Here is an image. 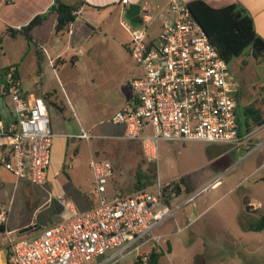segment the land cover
Here are the masks:
<instances>
[{
  "label": "built area",
  "instance_id": "built-area-1",
  "mask_svg": "<svg viewBox=\"0 0 264 264\" xmlns=\"http://www.w3.org/2000/svg\"><path fill=\"white\" fill-rule=\"evenodd\" d=\"M122 3L128 4L127 0ZM169 12L172 18L163 22L161 35L152 42L148 41L153 18L149 10H141L140 26L126 18L121 21L131 37L130 54L143 74L130 81L136 106L118 111L110 120L125 127L127 140L141 142L145 159L155 165L161 142L229 144L236 148L242 140L239 85L229 63L220 57L187 4L173 0ZM0 95L11 99L14 110L13 122L0 130V147L4 148L0 164L19 179L44 185L55 139L47 104L41 97L27 96L20 78L11 74L0 87ZM78 138L106 140L84 130ZM89 166L97 206L82 212L72 203H64L70 218L31 239L13 237L5 230L8 264H94L98 259L102 260L96 264H113L132 254L140 264H148V255L140 252L145 244L162 251L163 236L153 231L173 214L165 199L166 195L176 196L174 182L158 179L151 188L109 196L112 164L93 155ZM256 173L264 178V165ZM220 180L190 196L186 203L214 189ZM9 213L10 208H0V227H6Z\"/></svg>",
  "mask_w": 264,
  "mask_h": 264
},
{
  "label": "crops",
  "instance_id": "crops-1",
  "mask_svg": "<svg viewBox=\"0 0 264 264\" xmlns=\"http://www.w3.org/2000/svg\"><path fill=\"white\" fill-rule=\"evenodd\" d=\"M63 1L79 6L76 20L66 31H59L57 29V15L50 14L43 25L33 30L34 44L32 46L22 36L16 39L5 36V31L8 27L21 29L26 26L37 15L46 13L55 0H0V37H2L0 68L15 65L21 57V64L18 65L17 69L23 89L27 96L41 97L46 102L51 117L50 127L55 135L51 163H53L54 154L56 160H54V163L60 162L59 165H55V170L53 171H51L50 165L44 185L34 184L26 178L19 179L0 164V208H10L6 227H0V264H8L10 254L9 240L5 234V230L11 232L13 237L19 235L20 239H31L43 229L70 218V213L64 207V203H72L77 210L82 212L97 206L98 197L94 190V175L89 165V177L78 181L75 196L72 193L73 187L69 190L71 192V195H69L66 187H62V184L57 181V175H61V172L64 170L67 152L72 148L74 150V146L77 144L76 142L70 144L72 140L79 141L78 143H85L86 147L94 154L93 145L88 144L86 140L78 138L82 130L92 132L96 136L105 137L106 140L116 143H138L143 152L141 142L125 138V127L123 125L110 123V120L118 111L136 106L137 98L130 86V81L143 74L142 69L130 54L131 37L122 27L121 21L125 19L126 10L131 4L140 5L141 10H149L153 18L148 30V41H155L162 33L163 22L166 19L172 18L169 9L173 0H127V5H123V0ZM178 1L188 4L193 0ZM203 1L213 8H221L234 3L241 4L251 13L257 33L264 38V0ZM119 25L124 31L118 29ZM7 45L11 48L12 53L18 54L17 60L10 61L8 59L9 51L7 52L5 47ZM115 45L123 48L127 52L129 60L131 61L132 59L136 63V67H133V71L130 74L122 75L118 65L109 64L111 57L116 59V61L119 59V56H116L114 52L116 51ZM30 55L33 56L32 66L34 67V75L32 82L25 86L24 81H27L28 77L26 71H23L22 66ZM90 70L91 73H89ZM86 73H89V76ZM50 80H53V85L49 83ZM88 82L94 85L91 88L94 89V92L98 89L106 91L104 95L99 97L100 102L95 106L93 96L92 102L86 101L84 98L89 92L88 90L85 91ZM70 89L72 92H70ZM52 106H55L61 115L71 114V118H74L78 124V133L73 132L68 134L65 130L57 128L56 125L53 126ZM98 106L101 107L100 111L97 110L100 114L99 116H105L107 120H100V122L90 125L84 124L81 117L82 111L91 112L97 109ZM0 115L2 119L0 130L6 129L14 120L13 104L7 96H1L0 98ZM105 123H110L111 127L99 132V126ZM258 129L257 135L264 141V125ZM249 137H251V134ZM193 143L207 144L202 142H164V146L172 152L177 151L179 154L182 153L181 148L185 150L188 144ZM3 150L4 148L0 147V155ZM122 151H126V149H122ZM74 154L77 157L79 151ZM215 163L209 161L194 169L184 170L174 176H170L162 183L178 181L181 178L184 179L180 183L182 193L179 196H181L184 191L191 194L193 191L201 190L215 183L218 178H221L219 184L211 190L219 189L224 185V174L228 175L232 168L214 167ZM263 165L264 156L260 159L255 170L249 175L258 178L244 188L246 192L241 200L242 205L235 212L221 213L213 217V219L212 217L207 218L209 209L215 203L211 204L208 209L198 212V214L181 212L175 217L176 222H180L188 217L192 219L190 222H187L188 224L184 228L179 229L184 231L190 223H193V226H197L193 235L196 243L199 245V249H201L202 245L206 246V243L217 245L220 249H225L228 244L230 245L233 240H236L240 244L245 256L240 264H264L263 259L258 254L263 249L264 230L256 232L248 229L249 225L258 221L264 215V178L262 174L256 173ZM72 168L75 169V165ZM192 174L194 175L188 179V176ZM117 175L116 186L114 185L116 182L114 176L110 181L108 187L109 196L116 193L133 194L134 192L126 190V181H122V176L120 174ZM133 180V184H135L136 177ZM244 180L240 185L244 183ZM230 183L231 188L229 191L232 192L238 185L234 186L232 181ZM120 186L122 189L118 188ZM72 197H76L75 199L77 200L74 201ZM176 198L179 197L176 195ZM187 200L184 203H180L173 213L181 209L184 204H189L186 203ZM242 208H244L245 212L241 211ZM168 221L169 219L165 220L157 227L160 228L158 232L154 233V235L163 236L165 242L168 239L167 237L172 234L170 233L169 226L171 223ZM30 228V231L21 233V231ZM166 243L169 242L167 241ZM153 250V245L147 243L141 248L140 252L141 254H148ZM161 252L163 253V248ZM221 252L224 253L223 251ZM167 254L169 253H165L164 250L160 264H163L162 259ZM235 254H237V257H241L238 252ZM197 256L199 259L202 258L200 264H207L201 252ZM137 263V255L132 254L124 260L113 264Z\"/></svg>",
  "mask_w": 264,
  "mask_h": 264
},
{
  "label": "rangeland",
  "instance_id": "rangeland-1",
  "mask_svg": "<svg viewBox=\"0 0 264 264\" xmlns=\"http://www.w3.org/2000/svg\"><path fill=\"white\" fill-rule=\"evenodd\" d=\"M118 27V29L124 31L120 25ZM5 47L7 52L9 51L8 59L10 61L17 60L18 54L12 53V50L8 45ZM114 47L116 49V51H114L115 55L119 56L118 60L120 61H116V59L111 57L109 64L118 65L122 75L130 74V72L133 71V67H136V63L131 58V61L129 60V57H127L128 54L123 50V48H120L117 45ZM20 58L18 59L17 63H15V65L21 64ZM32 59L33 56L30 55L25 64L22 66L23 71H26V75L28 77V80L24 81L25 86L32 82V77L34 75ZM228 67L234 74L239 85L238 117L241 124V132L243 134L241 143L237 145L236 148H234V145L229 144L209 145L193 143L188 144L185 150L181 148L182 153L179 154L177 151L172 152L165 148L164 142L159 144V161L155 168L157 170V180L159 178L161 182H164V180L170 176H174L179 172L194 169L209 161H211V163L216 162L215 165H213L214 167H223L229 169L232 168L228 175L224 174V185L221 188L205 191L192 203L184 204L181 209L177 210L167 218L169 219L168 222L171 223L169 226L170 233L172 234L167 237L168 239L166 242L168 241L169 243L165 242V238L162 241L163 253L164 250L165 253H169L162 259L163 264H200V260L202 258H198L197 254L199 252L202 253L203 259L207 261V264H240L245 257L243 250H241L240 244L236 240H233L230 245L228 244L225 249H220L219 246L209 243H206V246L202 245L201 249H199V245L196 243L193 235V232L197 226H193V223H190L187 229L179 232V228H184L186 224H188L187 222H190L192 218H184V220L180 222L175 221V217L181 212H186L188 214H198V212L208 209L213 203L215 204L209 209L207 218L212 217L213 219V217H216L221 213L235 212L237 208H240L242 205L241 200L243 199L246 192L244 188L256 181L258 178L251 177L249 175L255 170L260 159L264 156V145H262L264 144V141H262V138H259L257 135L259 127L251 132V137H249L250 134H245V125L247 120H250L251 122L254 117L253 115H248L246 113L248 109H255L256 112H261L264 110V59H255L250 53V50L246 49L241 56L234 58L228 64ZM89 73H91V70ZM89 73H86V75L89 76ZM49 83L53 85V80H50ZM93 86L94 85H91V82L87 83L85 91L88 90L89 92L84 98L86 101L92 102L93 96L95 106L100 102L99 97L104 95L106 91L98 89L94 92V89H91ZM70 92H72L71 89ZM100 109L101 107L98 106L97 109H94L91 112L82 111L81 117L84 124L90 125L94 124L95 122L98 123L100 120H107V117L99 116L100 114L97 112V110L100 111ZM51 112L53 115V126L56 125L57 128L65 130L68 132V134L73 132L78 133V124L74 118H71L70 113H67L65 116L61 115L55 106H52ZM110 127V123H105L99 126L98 131H105V129H109ZM75 142L77 144L74 146V150L73 148L69 149L66 154L64 170L61 172V175H57V181L62 184V187H66L69 195H71L69 190L71 187H73L72 193L73 196H75L78 181L89 177L88 173L90 172H88V165L92 155L100 159L108 160L114 165L116 173V175L114 173V180L116 181L114 183L115 186L117 183L116 176H118L117 174H120L122 176V181H126V190H128V192H133L135 190L133 178L136 177L135 173L137 167L139 163L140 165L144 166L143 153L138 144L121 142L116 143L110 140H93L91 142L86 141L88 144H91L94 147V154H92L91 150L87 148L86 144L83 142L78 143L79 141L72 140L70 144H74ZM122 149H126V151H122ZM78 151L79 155L75 157L74 153H77ZM54 157L55 154L53 155V163H51V171L55 170V165H59L60 163L59 161L54 163ZM73 165H75V169L72 168ZM193 175L194 174L188 176V179ZM244 178L246 179L244 180ZM243 180L244 183L240 185ZM230 181L233 182L234 186L238 185V187L232 192L229 191L231 188ZM118 188L122 189L121 186ZM199 190L200 189L193 191L191 194H189L187 191H184L183 195H177L179 198H176L175 196L170 207L174 211L180 203H184L190 196L196 194ZM72 198L74 201L77 200L75 199L76 197ZM206 201L207 203L204 204ZM241 211L245 212L244 208H242ZM159 229L160 228H156L153 232H158ZM237 252L239 255H241V257H237V254H235ZM258 254L259 257H261L264 261V244L263 249L260 250ZM108 255L110 254H107V256ZM98 260H96L94 264H96Z\"/></svg>",
  "mask_w": 264,
  "mask_h": 264
},
{
  "label": "trees",
  "instance_id": "trees-1",
  "mask_svg": "<svg viewBox=\"0 0 264 264\" xmlns=\"http://www.w3.org/2000/svg\"><path fill=\"white\" fill-rule=\"evenodd\" d=\"M187 5L192 16L201 25L210 42L218 51L220 57L227 63H230L234 58L241 56L246 49L250 50V53L255 59H264V38L257 33L254 19L244 6L239 3H234L221 8H213L203 0H193ZM78 10L79 6L77 5L68 4L63 0H55L54 4L46 13L37 15L21 29L8 27L4 35L13 39L22 36L30 45H32L34 44L32 36L33 30L43 25L50 14H56L58 17L57 29L59 31H66L76 20ZM1 43L2 37H0V45ZM17 68V64L10 67L0 68V87L6 83L7 77L10 74L13 75L14 78H19ZM246 113L248 115L251 114L254 117L251 122L250 120L246 121L245 134H250L256 128L264 125V111L256 112L255 109H248ZM1 120L0 115V122ZM238 125L240 127V136L242 137L243 134L241 132L239 117ZM143 160L144 166L139 163L135 173L136 183L133 192L151 188L157 183L156 165L149 163L145 157ZM112 169L115 173L113 164ZM183 181L184 179L182 178L178 181H174V193H176V195L182 193L180 183ZM166 191L167 190H164V192ZM172 200L173 197H171V195H166L165 201L169 205ZM248 229L256 232L264 230V215L258 221L249 225ZM147 255L149 257L148 264H160V259L163 256V253L153 250ZM137 264L140 263L138 262Z\"/></svg>",
  "mask_w": 264,
  "mask_h": 264
},
{
  "label": "water",
  "instance_id": "water-1",
  "mask_svg": "<svg viewBox=\"0 0 264 264\" xmlns=\"http://www.w3.org/2000/svg\"><path fill=\"white\" fill-rule=\"evenodd\" d=\"M140 13H141V7L140 5H135V4H131L128 6L126 13H125V17L130 20V22L132 23V25L134 26H140L141 25V18H140ZM30 229H25L23 231H21V233H26L28 231H30Z\"/></svg>",
  "mask_w": 264,
  "mask_h": 264
}]
</instances>
